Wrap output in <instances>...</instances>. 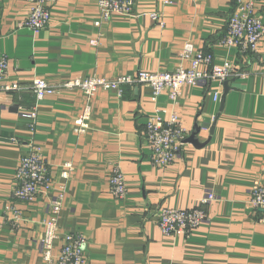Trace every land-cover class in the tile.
Segmentation results:
<instances>
[{
  "label": "crops",
  "instance_id": "0c3cea01",
  "mask_svg": "<svg viewBox=\"0 0 264 264\" xmlns=\"http://www.w3.org/2000/svg\"><path fill=\"white\" fill-rule=\"evenodd\" d=\"M98 1L58 0L49 25L36 32L21 25L30 0H0V53L9 59L4 82L22 86L0 92V264H57L63 244L57 239L53 260H44L51 194L31 203L12 195L19 159L32 142L40 147L53 191L65 188L59 233L83 232L88 239L85 264H264L262 211L250 202L253 185L264 184V37L248 54L219 44L239 0H137L138 11L158 10L161 22L145 13L97 25ZM252 1L264 23V0ZM186 42L213 53L217 63L246 67L249 76L187 87L176 103L166 92L152 101L147 85H126L121 95L99 89L89 129L81 134L74 128L86 104L82 91L37 101L30 88L36 78L59 84L186 67L189 60L180 55ZM33 109L35 117L28 115ZM156 111L164 119L177 112L186 138L200 127L197 145L184 141L166 167L153 164L145 136ZM66 165L70 173L62 178ZM117 166L127 181L122 199L109 181ZM207 194L216 198L201 203ZM195 206L207 215L195 231L164 235L161 207Z\"/></svg>",
  "mask_w": 264,
  "mask_h": 264
},
{
  "label": "built area",
  "instance_id": "2783aa9c",
  "mask_svg": "<svg viewBox=\"0 0 264 264\" xmlns=\"http://www.w3.org/2000/svg\"><path fill=\"white\" fill-rule=\"evenodd\" d=\"M30 1L33 6L21 25L37 32L45 29L50 23L52 8L58 0ZM98 7L100 14L99 20L96 22L97 25L109 22L116 17L136 19L146 15L145 13H148L152 20L161 21V13L158 10L138 11L137 0H99ZM263 37L264 23L262 18L257 15L255 1L239 0L229 16L226 33L220 39L219 44L236 48L241 54H248L257 50ZM97 43V40H91L92 45ZM180 55L189 60V66L179 65L172 71L138 70L134 75H118L112 79L98 76L74 78L59 84H50L46 79L38 78L32 82L30 88L39 101L48 95L65 90L83 91L87 103L82 116L75 123L74 131L84 133L89 128L88 122L92 115L89 102L100 88L112 89L121 95L124 86L143 84L152 88V100L156 101L162 93L166 92L169 99L176 103L183 96L187 87L207 86L214 82L223 86L231 79L249 76V70L246 67L239 66L230 60L217 63L213 53L205 52L203 49L195 47L191 42L185 43ZM8 69L7 55L0 53V92L22 89L18 82H4ZM219 95L220 93L216 91L214 98L217 100ZM34 110L36 111V109ZM35 111L32 110L28 115L35 116ZM145 132L152 149V160L158 167H166L178 157L187 136L177 112L171 113L168 119H164L159 112H155L150 116ZM69 173L70 165H66V169L61 173L62 178H67ZM109 181L112 194L116 198H124L127 193V181L119 166L114 168ZM41 193L51 194L50 216L45 221V234L42 239L44 260L46 262L53 260L54 242L61 239L63 244L56 259L57 264H85L88 239L83 232L69 231L63 235L59 233V217L66 196L65 188L53 191V180L40 147L32 142L28 146V151L19 159L15 170V186L12 195L18 200L31 203ZM214 198V194H207L202 200L203 203H209ZM250 202L254 208L262 211L260 221L264 223L263 183L253 185ZM13 215L15 221L21 217L20 211L16 209L13 211ZM206 218V212L200 206L190 209L164 207L161 210L158 223L164 235L183 234L189 236Z\"/></svg>",
  "mask_w": 264,
  "mask_h": 264
},
{
  "label": "rangeland",
  "instance_id": "374dc122",
  "mask_svg": "<svg viewBox=\"0 0 264 264\" xmlns=\"http://www.w3.org/2000/svg\"><path fill=\"white\" fill-rule=\"evenodd\" d=\"M30 12V11H29ZM154 21V20H153ZM156 22V21H155ZM159 22H161V21H159ZM49 25V24H48ZM4 54V53H3ZM8 58V57H7ZM9 60V59H8ZM176 69V68H175ZM174 69V70H175ZM140 70H143V69H140ZM147 71H150V70H147ZM169 71H172V70H169ZM132 75H134V74H132ZM91 77V76H90ZM98 77H105V76H98ZM115 77H117V76H115ZM74 78H84V77H74ZM74 78H70V79H74ZM87 78V77H86ZM106 78H108V79H112V78H114V77H106ZM36 79H38V78H36ZM70 79H67V80H70ZM35 80V79H34ZM33 80V81H34ZM66 81V80H65ZM64 82V81H63ZM51 84V83H50ZM139 85H143V84H139ZM21 88V87H20ZM100 89H102V88H100ZM99 90V89H98ZM98 90L95 92V94L98 92ZM103 90H106V89H103ZM33 91V90H32ZM72 91H74V90H72ZM81 91V90H80ZM108 91H115V90H112V89H108ZM63 92H68V90H65V91H63ZM83 92V91H82ZM116 92V91H115ZM84 93V92H83ZM95 94L92 96V98H91V101L89 102V104H90V106H91V108H92V100H93V98H94V96H95ZM85 95V94H84ZM85 98H86V95H85ZM37 99V98H36ZM152 100V99H151ZM37 101H39V100H37ZM152 101H155V100H152ZM86 103H87V99H86ZM85 106H86V104H85ZM85 108V107H84ZM32 111V110H31ZM30 111V112H31ZM33 111H35L34 109H33ZM83 111H84V109H83ZM36 112V111H35ZM156 112H159V111H156ZM37 113V112H36ZM82 114H83V112H82ZM35 116H36V114H35ZM35 116H33V117H35ZM82 116V115H81ZM80 116V117H81ZM79 117V118H80ZM78 118V119H79ZM149 118H150V116L148 117V120H149ZM78 119H76L75 120V123H76V121L78 120ZM148 120H147V122H148ZM146 125H147V123H146ZM89 129V128H88ZM88 130H86L85 132H87ZM81 134V133H80ZM145 136H146V139H147V141H148V138H147V135H146V132H145ZM184 141H185V139H184ZM184 141H183V143H184ZM148 144H149V141H148ZM149 146H150V144H149ZM150 149H151V147H150ZM151 152H152V149H151ZM181 154V152L179 153V155ZM179 155H178V157H179ZM151 158H152V154H151ZM177 159V158H176ZM175 159V160H176ZM174 160V161H175ZM173 161V162H174ZM152 162H153V160H152ZM172 162V163H173ZM153 164L155 165V163L153 162ZM171 164V163H170ZM169 164V165H170ZM156 166V165H155ZM112 174V173H111ZM204 198V197H203ZM215 198H216V196H215ZM214 198V199H215ZM117 199H119V198H117ZM251 199V198H250ZM201 203H203V200L201 199ZM196 207V206H195ZM164 207H161V209H160V213H161V210L163 209ZM175 208V207H174ZM190 208H194V207H190ZM190 208H180V209H190ZM159 216H160V214H159ZM207 219V218H206ZM159 220V219H158Z\"/></svg>",
  "mask_w": 264,
  "mask_h": 264
},
{
  "label": "water",
  "instance_id": "95a60500",
  "mask_svg": "<svg viewBox=\"0 0 264 264\" xmlns=\"http://www.w3.org/2000/svg\"><path fill=\"white\" fill-rule=\"evenodd\" d=\"M199 131H200V127L197 126L195 132L192 135H190L189 137H187L185 139V142H191V143H194L195 145H197L198 141L196 139V134L199 133ZM211 132H213V129L211 130ZM207 142L208 141H205V143H201L202 145H200V146H204L205 144H207Z\"/></svg>",
  "mask_w": 264,
  "mask_h": 264
}]
</instances>
